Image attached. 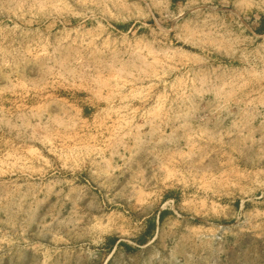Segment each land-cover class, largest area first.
<instances>
[{
  "label": "rangeland",
  "instance_id": "374dc122",
  "mask_svg": "<svg viewBox=\"0 0 264 264\" xmlns=\"http://www.w3.org/2000/svg\"><path fill=\"white\" fill-rule=\"evenodd\" d=\"M261 25L264 0H0V264H264Z\"/></svg>",
  "mask_w": 264,
  "mask_h": 264
},
{
  "label": "trees",
  "instance_id": "16d2710c",
  "mask_svg": "<svg viewBox=\"0 0 264 264\" xmlns=\"http://www.w3.org/2000/svg\"><path fill=\"white\" fill-rule=\"evenodd\" d=\"M171 1H175V0H171ZM256 31L264 33V25H261V28L258 29V30H256ZM166 213H167V212H165V211L160 212V213H159V220L163 219V217H164V215H165ZM152 229H153V225L150 226V227L148 228L147 233L150 234V230H152ZM108 242H109V244L114 245V244L116 243V239H114V238L109 239ZM118 245L124 247V249H125L126 251H131V250H132L131 247H129L128 245L123 244V243H121V242H119Z\"/></svg>",
  "mask_w": 264,
  "mask_h": 264
}]
</instances>
